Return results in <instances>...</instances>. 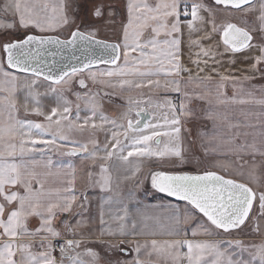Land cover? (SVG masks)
I'll return each instance as SVG.
<instances>
[{
    "label": "snow or ice",
    "instance_id": "obj_1",
    "mask_svg": "<svg viewBox=\"0 0 264 264\" xmlns=\"http://www.w3.org/2000/svg\"><path fill=\"white\" fill-rule=\"evenodd\" d=\"M213 0L211 6L200 2L189 4L187 0H157L155 5L149 4L147 0H128L127 23L123 26L122 43H107L95 39V33H84L77 28L70 33L68 39H61L59 36H37L26 35L23 39H15L11 42H4L0 50L4 53V60H0V93H7L0 97V105L10 108L15 107L13 93L15 82L18 77L14 72L30 73L32 76H43L45 80H52L60 84L65 77L75 76L85 70H89V78L96 81L97 77H119V86L130 88L152 87L163 88L180 94L183 99L179 104H173L170 99L165 100L163 107L168 108L163 123L148 121L141 124L140 119L133 121L131 118L132 104H139V101L129 100V110L125 114L127 127L120 125L122 131H113L111 137V151H106L105 158H111L119 154V158L128 160L129 157L137 156L151 159L153 157L163 162L183 164L185 157L181 148V117L187 119L195 113L190 105L195 101H206L210 105L213 100L217 104L235 103L226 97L224 89L231 83L234 90L243 91L242 85L256 79L258 73L264 78V0ZM247 6V7H245ZM214 8L222 11L240 10L246 12L258 11L257 21L251 29L239 27L234 23L227 22L219 27L215 24ZM13 11L18 17L20 28H34L40 33L55 32L57 29L69 23L66 14V5L63 0L59 3L53 0H9L4 11ZM208 14L207 23L211 24L210 31L204 30L199 39H193L194 32H200L205 24V17L201 13ZM93 15H103L100 7L95 8ZM0 27L14 28L15 25L8 23ZM150 30L151 35L144 39L145 32ZM185 30L188 34L189 49H196L189 53V64L181 62L182 45ZM217 33L219 39L215 44L205 47L201 41H212V34ZM255 33V35H254ZM163 37V39H161ZM222 45V51L219 50ZM49 46L57 49L61 55L65 51L70 53L66 59L80 61L79 64H66L59 75L50 74L51 69L47 62L41 66L39 53L49 49ZM102 49L97 55L95 49ZM79 50L80 55L76 54ZM258 52L254 57L252 52ZM132 53H136L135 56ZM230 53L233 57L241 54L242 57L251 59L247 74L236 77L231 74H221L218 65H221V57ZM54 55V54H53ZM123 56V66L118 62ZM194 57V58H193ZM131 61L133 67L129 66ZM6 63L7 69L4 67ZM113 65L114 68L106 71H91L98 64ZM45 68H49L46 72ZM141 68L143 70H141ZM12 69L13 72H9ZM187 74L186 76L184 74ZM165 77L163 84L159 79L152 77ZM203 74V75H201ZM142 77L146 80H131L126 77ZM103 83V79L101 80ZM34 83V82H33ZM81 87H86L85 80H79ZM214 85V88H213ZM109 86L116 85L109 82ZM239 86V87H238ZM55 91V89H53ZM260 93V98L248 92L250 100H240L239 103H254L264 109V87L254 88ZM77 99H80L79 95ZM94 99V98H92ZM92 99L86 100L92 108L91 115L83 123H79V106L77 113L72 117L70 102L59 97L57 107L51 109V114L45 115L46 124L31 122H15L11 120L0 126V264H85L81 259L82 255L91 257L90 264H100L98 253L91 248H85L83 252L78 251L85 244L84 234L76 238V229L86 227L85 221L77 219L75 226L69 225L67 219L60 223L72 236L69 238L63 235L55 225L54 220L60 213H71L73 204L77 197L75 194L60 196L59 192L72 193L74 178L67 181V186L57 190L55 198L51 192L44 190V182L37 174L32 172L25 162L15 163L9 160L19 154L21 157L39 151L44 152L48 146H62L60 142L67 141L68 136L65 130H82L89 125L96 116L97 105ZM160 107V105H157ZM143 109L136 112V117L141 116ZM36 114L41 115L39 108L35 109ZM264 115V113H262ZM55 117V119H53ZM207 118L215 121L216 117L211 110ZM101 124L91 122V128L103 127V124H116L103 115L100 116ZM67 122L65 124L64 122ZM75 121V122H74ZM260 125L259 139L251 142L245 141L235 145L234 141L239 138L240 133H234L227 141L232 145L229 151L237 157L250 156L264 157V120H258ZM55 131L53 132V126ZM248 127H256L249 124ZM229 127H240L239 124H229ZM27 129V131H22ZM37 130L33 138L32 130ZM130 133H132L130 135ZM123 135L125 141L122 143L119 137ZM247 136L248 133H243ZM19 137V143L15 141ZM27 137V139H25ZM161 137H167L168 143L163 149L159 148L162 143ZM215 138V137H214ZM37 145L45 147L37 148ZM155 145V147H154ZM87 152L86 144H73L71 151L66 155L74 156L80 152ZM127 155H123L124 153ZM51 160L47 166L51 165ZM255 167V164L252 165ZM139 170V169H137ZM102 182L101 190H110L111 177L103 175L108 173V168L101 167ZM151 187L160 193L174 197L177 200L185 201L188 208L183 215L179 211L173 214L170 235L179 237L190 231L192 236L199 234L200 230L209 232V226L215 230H222L229 233L245 225L247 221L254 224V231L260 230V221L264 220V191L256 192L246 183L234 179H226L213 171H206L203 174L187 175L175 174L165 171H153L149 173ZM39 188H33V181ZM23 188L24 193L11 191L16 186ZM135 198L134 192L127 194V200L131 202ZM85 199H87L85 197ZM258 204V216H250L253 206ZM83 207V204L79 205ZM122 213V214H120ZM199 214V215H198ZM136 213L130 211L128 204L121 202L119 213L111 215L110 224L105 220L104 210L101 209L99 218L100 228L95 230L98 234L99 243L103 244L110 253L117 251L127 255V249L122 248L125 238L134 235L137 229L135 220L130 217ZM30 217H37L39 226L29 230L27 222ZM195 220L191 229H181V224H187ZM113 224L115 227H113ZM131 228L132 231H129ZM89 229V234L92 233ZM62 243H59L60 240ZM29 241L25 243L24 241ZM39 240L38 252L33 251L32 241ZM57 241V243H54ZM148 249V245H135L136 257L131 261H120L115 264H154L151 257L155 254L157 259L164 257L170 259L172 264H181L186 260L187 264H264V244L254 245L255 251L251 254L252 259L233 260L227 255V250L233 247L232 244L222 245L207 241H194L191 239H176L165 244H158L156 240L151 241V250L147 251L149 259L141 258V248ZM236 248H242L240 242H236ZM59 249V259L53 254ZM186 248V253L180 249ZM205 256H211L210 261H205ZM109 264H112L110 261Z\"/></svg>",
    "mask_w": 264,
    "mask_h": 264
},
{
    "label": "rangeland",
    "instance_id": "obj_2",
    "mask_svg": "<svg viewBox=\"0 0 264 264\" xmlns=\"http://www.w3.org/2000/svg\"><path fill=\"white\" fill-rule=\"evenodd\" d=\"M66 1V14L68 16L69 23L59 29L55 32H47V33H40L34 28L29 29H23L19 28L13 31V33H0V45H2L4 42H11L15 39H23L28 34H33L37 36H43L42 34H48V36H59L61 39H68L70 37V33L72 31H75L77 28L80 29V31L84 33H95V39L108 42V43H122L123 41V26L127 23V7H117V2L114 0H63ZM122 1V0H118ZM154 3H157L156 0H153ZM194 1V0H189ZM195 1H209L204 2V4L211 6L212 0H195ZM100 7L102 9L103 15L101 17H95L93 15V12L95 8ZM258 9V7H257ZM2 10V9H1ZM213 11L215 12V24L217 27L220 25L231 22H236L240 27H246L248 29H251L254 25L258 23L257 16L258 11L255 12H246L243 11H222L218 8H214ZM10 10L8 11V13ZM3 17V16H2ZM9 18L6 22L12 23L14 25H18V17L13 15V12L6 16ZM15 19V22L14 21ZM13 19V21H12ZM151 35L150 30L145 32L144 39H147ZM255 35V33H254ZM220 50L222 51V45L220 47ZM258 52L253 51L252 56L254 57L257 55ZM133 56L136 55V53H132ZM236 58L233 57L230 53L224 54L223 57H221V65H218L220 68L221 74H231L236 77L243 76L247 74L248 67L250 63L252 62L250 58L248 57H242L241 54H237ZM3 58H5L3 53ZM184 58V59H183ZM182 63L188 65L189 67H192L191 64H189V57H182L181 60ZM121 66H123V56H121V60L118 62ZM129 66L133 67L131 61L129 62ZM115 66H100L97 68H93L91 71H106L114 68ZM141 70H143L141 68ZM187 75L186 73L184 74ZM203 75V74H201ZM85 80L86 87H81L79 84L80 79ZM127 79L135 80V78H140L142 80V77H126ZM32 80L36 81L34 78H31ZM103 79V83L101 80ZM121 78L119 77H103L100 78L97 77L96 81H93L91 78H89V70L86 72L78 73L75 76L68 77L66 79V82H64L62 85H58L55 88V91L53 93L58 96L54 97H62L70 102V106L72 108V117H75L77 113V105L79 106V116L80 121L79 123H83V121L88 118L91 115L92 108L90 104H86V100H90L92 98V103H95L97 105L96 108V116L93 118L92 121H90L89 125L84 126L82 130L80 129H73L72 131L65 130V134L68 136L67 141L65 142L72 148L73 144H86L87 145V152L81 153L83 155L82 159L86 160L87 168L86 172L83 174L81 179V187L82 192H80V202L83 203L84 207L86 205V209L83 211V214L86 212L85 216L87 217L92 215L93 209L95 208V200H92V198L89 199V202L84 204V199L88 194H93L94 197H97L101 193H105L108 190H101V182H102V173L100 171L101 167L108 168V173L103 175L110 176V166L111 164L119 158L118 155L112 156L110 159L105 158L106 157V151H111L112 145H111V137L113 131H122L120 129V125H124V127H127V119L125 118V114L128 113L129 110V100L133 101H139L140 103L132 104V112H131V118L133 121L136 119L145 120V123L148 121H152L153 123H163V120L166 116V114H169V110L166 107H163L165 104L166 99H170L173 104H179L180 97L178 93L172 92V91H166L163 88L156 89L154 86L152 87H143L140 89L137 88H130L125 86L124 88H121L119 86V80ZM152 79H159L161 84H163L162 81H164L165 77L163 74L158 77H152ZM109 82L111 84L116 85L115 87L109 86ZM257 84V87H264V78H261L259 74H256V79L252 80L250 83H246L242 85L244 90H252L250 87H254V84ZM239 87V86H238ZM27 93L31 91L32 96L27 97L25 95V90L23 88L24 94V110L27 111V108H30L29 111H31L33 114L29 116H25L24 118L27 119L25 122L32 123H41L46 124L47 121L45 120V115H49L47 113V110L43 109L45 106L43 103L42 96L46 93H49V88L42 87L41 84L33 83L26 85ZM226 97H232L234 96L236 90H234L233 86L228 84L226 88L224 89ZM60 93V94H59ZM79 95L80 99H77V96ZM246 95V100L249 99L248 92L244 93ZM35 98H38V103L35 101ZM31 103H29V102ZM203 102V101H201ZM201 102H195L193 103L196 108L199 107V110L196 111L197 114L193 115L189 119H187V122H185L184 117H181L182 125H181V148L183 155L185 157V162L183 164L176 163L173 165L170 162H163L158 158H143V157H129V158H139L140 160H143L144 163L147 164L146 167L147 172L142 173L139 181L138 186H136V192L140 194L141 197L147 196L149 199L153 198V201L157 200H173L156 190L152 189L151 187V181L149 173L153 171H165L169 173H175V174H203L206 171H213L216 172L225 178L234 179L236 181L246 183L250 185L254 191L260 192L264 191V157L256 156L254 159L250 156H244L243 158L233 156L234 153H230L228 156V150H224L221 147L214 146V151H207L203 149L201 146V141L205 137L203 133L207 131L209 128H214L218 130L220 135H225L226 132H229L233 127H229V124H234L232 121H224L222 118V115H224L220 111L218 115L215 114L216 120H210L206 117V105ZM239 103V102H238ZM241 104V103H239ZM39 108L40 112L43 113L41 115L36 114L35 107ZM157 105H160L158 107ZM247 114L249 113V116H252L254 112V109L252 108V104L250 103H244L241 104ZM140 109H143L141 112L140 117H136V112ZM103 115L104 117H107L110 121H115L116 124L113 125L111 123L103 124V127L92 129L91 128V122H95L96 124H101L102 121L100 120V116ZM148 117V119L144 118ZM55 119V117L53 118ZM75 122V121H74ZM67 124V122H64ZM53 132L55 131V125L53 126ZM132 133H130L131 135ZM222 136L218 137V139H221ZM27 139V137H25ZM119 139L122 141V143H128L125 141L124 136L121 135ZM162 143L159 145L160 149H163L165 144L168 143L167 137H161L160 138ZM19 141V140H18ZM200 142V143H199ZM61 143V142H60ZM200 144V145H199ZM62 145V143H61ZM40 147H45L43 145H40ZM155 147V145H154ZM232 147V146H231ZM64 148V149H67ZM62 152L63 149H61V146H48L45 147L44 152H39V154L45 155L44 157H49V155H52V153L56 152ZM62 154V153H61ZM123 155H127L125 152ZM214 155V156H213ZM231 156V157H230ZM89 162V163H88ZM255 164V167L252 165ZM110 188V184H109ZM90 197V196H89ZM175 201V200H173ZM183 205L184 209L187 211L188 208H190V205H187L186 202L180 201ZM83 210V209H82ZM77 211V210H76ZM258 204L254 203L253 206V212L250 213V216H258ZM65 215H58L56 217V228H59V223L61 219H64ZM70 219L69 225L75 226V221L79 218L78 213H73L69 217ZM34 222V223H33ZM39 219L37 217L32 219V225L30 226L32 230H34L36 227L39 226ZM254 224H250L247 221L245 222V225L241 226L238 229H234L231 232H229V237H231L230 244L233 245V247H230V249L227 250V255H231L233 260L236 259H243L245 261L252 259V253L255 251L254 245H261L264 244V229L259 230V232L254 231ZM260 227H264V220L260 221ZM80 230V229H79ZM78 228L76 229V238H80L82 230L79 231ZM221 231V230H220ZM224 236L223 231H221ZM63 235H67L69 238H71L72 234L68 233L66 229H63L62 232ZM221 235V234H220ZM219 235V236H220ZM260 238V241L257 243L255 238ZM225 238V237H220ZM33 242V251L38 252L41 249L39 248V240L32 241ZM63 240L61 239L59 243H62ZM236 242H240V244L243 246L242 248H236L235 244ZM54 243H57V241H54ZM90 245V248L98 253L99 260H101L100 264H109L111 261L112 264H115V261L119 259L120 261H129L131 262L137 255L134 249H132V245H124L121 244L122 248L127 249V255H125L123 252H115L110 253L107 248L102 244L100 247H96V244H101L99 242L93 243L88 242L81 246V249H78V251L83 252L86 248L85 245ZM88 248V247H87ZM149 249H147L148 251ZM151 250V249H150ZM187 251L186 248L180 249V251ZM146 253V251H145ZM57 259H59V249L53 253ZM142 259H149L147 257V254L145 256H141ZM211 257V256H210ZM205 256V261H210L212 258ZM81 258L84 260L85 264H90L91 257H88L86 255H82ZM160 264H172V261L170 259H166L164 257H161L159 260ZM181 264H187L186 260L182 261Z\"/></svg>",
    "mask_w": 264,
    "mask_h": 264
},
{
    "label": "crops",
    "instance_id": "obj_3",
    "mask_svg": "<svg viewBox=\"0 0 264 264\" xmlns=\"http://www.w3.org/2000/svg\"><path fill=\"white\" fill-rule=\"evenodd\" d=\"M117 2V7H124V3L126 4L125 7H127V3L128 0H122V1H118V0H114ZM9 2V0H0V25H6V22L9 18H7L6 16L10 15L13 11L10 10V12L8 13V11H4V7L5 5ZM53 2H57L59 3L60 0H53ZM66 4V1H63ZM147 2L149 4L155 5L156 3H154L153 0H147ZM157 2V0H156ZM187 2L189 4L193 3L194 1H189L187 0ZM195 2H200V3H204V2H209V1H195ZM213 3V0L210 1V3ZM256 6L259 7V3L257 0ZM247 7V6H245ZM2 9V10H1ZM230 11H239V10H230ZM240 12V11H239ZM243 12V11H241ZM202 15H204L205 17V24L202 27V30L200 32H194L192 34V38L193 39H199V37L203 34L204 30H208L210 31L211 29V24L207 23L208 21V14L207 13H201ZM13 15L16 16V14L13 12ZM3 16V17H2ZM12 19L13 22H15ZM234 24H236L237 26H239L236 22H234ZM240 27V26H239ZM19 24L15 25L14 28H6V27H0V33H13V31H15L16 29H19ZM21 29V28H20ZM47 35L48 34H42ZM212 41H208V40H202L201 43L205 46L208 47L211 44H215L218 39H219V35L217 33H213L212 34ZM161 39H163V37H161ZM184 43L182 45V53L183 56L182 57H189V53L190 51L194 52L196 49H189L188 47V34L187 31L185 30L184 33V37H183ZM220 50V49H219ZM122 56V55H121ZM194 58V57H193ZM184 59V58H183ZM0 60H4L3 58V52L2 50H0ZM4 67L7 69V65L6 63L4 64ZM97 68V67H95ZM9 72H13L12 69H8ZM87 70L83 71L86 72ZM14 74L18 77L17 81L15 82V91L13 93V99H14V103H15V107L14 108H10L6 105H0V126L6 125L9 122V113H11V120L13 123L15 122H25L24 117L25 116H29L32 115L33 113L30 110V108H27V111L24 110V97L22 94H24L23 88L25 90V95L27 97L32 96L31 91L29 93H27L26 85L29 84H33L34 83H38L41 84L42 87L49 88V93L43 95L41 99H43V104L45 105L43 107V109L47 110V113L51 114V109L53 107H57V100L59 97H54V96H58L57 94L55 95L53 93V89H55L54 87H57L58 85H62L64 82H66V79L68 77L65 78L64 81H61L60 84H54L52 82L46 81L45 79H42L40 77H36V76H32L30 74H25V73H19V72H14ZM31 78H34L36 81L32 80ZM147 78H142V80H146ZM135 80H140V78H135ZM164 82V81H162ZM230 85H232L231 83H229ZM254 87H250L252 88V90L248 91V90H244L243 91H239L236 90L234 96L232 97H227L230 101L231 100H235V103H228V104H217L215 102V100H213V103L210 105L208 102L206 101H195V102H201L203 104L206 105L205 110H206V117H207V113L209 112V110H211L212 114L215 116L218 115L220 113V111H223L222 113L224 115H222V118L224 119V121H232L234 124H239L240 127L235 128L233 127L229 132H226L225 135H220L219 131L215 129V127L212 128H208L207 131L204 134V138L201 141V146L203 147V149L207 150V151H214V146L217 147H221L224 150H228V156L230 155V153H233L231 151H229V148L232 145H229L227 143H223L222 141H227L230 138L233 137L234 133H240L241 135L239 136L238 139H236L234 141L235 145H240L242 143H244L245 141L251 142L253 139H259V133H260V125L258 123V120H264V115H262V113H264V109H262L259 105H256L254 103H250L252 104V108L254 109V112L252 116H249V113L247 114V112L245 111L244 107L239 104L238 102L240 100H246V95H244V93L246 92H252L253 96H255L256 98H260V93L258 91H254V88H260L257 87L258 85L255 83ZM262 87V86H261ZM214 88V85H213ZM60 94V93H59ZM7 93H0V97H4L6 96ZM63 97V96H62ZM179 97L181 98L180 100L183 99V97L181 95H179ZM251 97H249L250 100ZM35 101L38 103V98H35ZM29 102V101H28ZM193 102V103H195ZM30 103V102H29ZM191 104L190 107L196 111L199 110V107L196 108L194 106V104ZM31 104V103H30ZM26 106V105H25ZM33 107H35L37 109L36 106L32 105ZM194 110V113L198 115V113H196V111ZM194 114V115H195ZM185 119V118H184ZM189 119V118H188ZM208 119V118H207ZM32 123V121H30ZM249 124H255L256 127H248L247 125ZM22 131H27V129H23ZM37 130L33 129V138H37L35 136ZM243 133H248L247 136H244ZM222 136L221 139H218V137ZM215 137V138H214ZM19 137L17 138V140L15 141L17 144L19 143ZM62 146L61 149H63V151L60 153L56 152V153H52V155H49V157H44L45 155H40L38 151L30 153L28 155H25L23 157H21L19 154H17L16 157L14 158H9V160H11L12 162L15 163H20V162H25L27 164V167L34 172L35 174L38 175V177L44 182V190L46 192H51L53 195V198H55L56 194H57V190H62L65 186H67V181L70 179L74 178V185L72 187V193H65L63 191L59 192L60 196H67L70 194H75V196L77 197L75 203L73 204L72 207V211L71 213H60L58 215H65L66 217L64 219H61L60 222L62 220L67 219L68 223L70 222V219L67 218L70 215H72L73 213L75 214L76 212L78 213L79 219H82L83 221H85L86 223V227L83 228H78V230H82L83 234H84V238H85V243L88 242H99L98 240V234L96 233L95 230L100 228V223H99V218L101 215V209L103 208L104 210V216H105V220H107L110 224L112 223L110 216L111 215H115L117 213H119V210L121 208V202L123 203H127L128 207L130 209V211L136 213V215L131 216L130 219L131 220H135L136 224H137V229L134 235H130L127 236L125 238L126 242L123 243L124 245H129V246H133L132 249L135 248L136 244H140V245H148V251H150L151 249V241L152 240H156L158 244H165L167 242H172L176 239H191L194 241H207L210 243H220L222 245H226V244H230L231 241V237H229L230 233H224L226 234V236H224L222 233H220V230H215L212 229L209 226V232L205 233L203 230L199 231V234L196 236H192L191 232L189 231L187 233V235H184L183 232L182 234L177 237L175 235H170V231H171V223H172V217L175 211H179V213L181 215L185 214L187 211L184 209L183 205L181 204L180 201H171V200H157V201H153L151 199H149V197L147 198V196H143L141 197L140 194H138L136 192V186H138V181L142 175V173H146L147 166L146 163H144L143 160H140L139 158H128V160H123V159H117L115 160L111 166H110V177H111V181H110V190H108L105 193H101L99 194L97 197H94L93 194H88V196H86L87 199H84V204H86L87 202H89V199L92 198V200H95V208L93 209L92 215L87 217H84L86 212L83 214V211L86 209V205L84 207H79V205L83 204L82 202H80V192H82V189H80L81 187V179L83 174L86 172V168H87V162L86 160L82 159L83 155H81L82 152H80L77 155L74 156H69L66 155L67 152L71 151L69 145H67L65 142H61ZM200 143V142H199ZM200 145V144H199ZM37 148H40V145L36 146ZM67 148V149H64ZM62 153V154H61ZM214 156V155H213ZM233 156H236L235 154H233ZM231 157V156H230ZM237 157V156H236ZM51 160V165L47 166L48 161ZM89 163V162H88ZM139 169V170H137ZM230 179V178H228ZM239 182V181H238ZM242 183V182H241ZM249 187H251L250 185H248ZM33 188L37 189L39 188V185L35 182V180L33 181ZM252 188V187H251ZM11 191H19L20 194L24 193V190L22 187H20L19 185L16 186V188L11 189ZM129 192H134L135 193V198L129 202L127 200V194ZM90 196V197H89ZM83 209V210H82ZM77 210V211H76ZM122 214V213H120ZM57 215V216H58ZM199 215V214H198ZM35 217H30L28 219L27 222V227L29 228V230L31 229V225H32V219ZM56 219L54 220V225L56 227V223H55ZM34 223V222H33ZM193 224H195V220L189 221L187 224H181L180 227L181 229H191L193 227ZM113 227H115V225L113 224ZM37 228V227H36ZM261 229H264V227H260ZM59 231L63 232V226L61 225V223H59V228H57ZM89 229H92V233L89 234ZM80 230L78 232H80ZM129 231H132L131 228H129ZM259 232V231H258ZM221 234V235H220ZM220 235V236H219ZM220 237H225L220 238ZM254 240H256V242L260 241V238H255ZM25 243H28L29 241H24ZM257 242V243H258ZM33 243V242H31ZM102 246V244H96V247H100ZM85 247L90 248V245H85ZM230 249V248H228ZM145 251L147 252V250H145L143 247L141 248V256H145ZM187 251H181V253H186ZM210 257V256H207ZM142 258V257H141ZM212 258V257H210ZM82 259V258H81ZM151 260L154 262V264H160L159 263V259H157L156 255L154 254L151 257ZM206 260V258H205ZM245 261V260H244ZM101 262V260H100Z\"/></svg>",
    "mask_w": 264,
    "mask_h": 264
},
{
    "label": "water",
    "instance_id": "obj_4",
    "mask_svg": "<svg viewBox=\"0 0 264 264\" xmlns=\"http://www.w3.org/2000/svg\"><path fill=\"white\" fill-rule=\"evenodd\" d=\"M49 48H50V50L49 49H45V50H42L39 53V59L41 61V66H43V63L44 62H47V64L49 65V68L51 69L50 74H52V75H59L61 73V71L64 70V66L66 64H79L80 63V61H74V60H71L70 61L69 59H66V57H69L70 56V53H68L67 51H65L64 54L61 55L60 52L57 49H55L54 47L49 46ZM101 51H102V49H99V48L95 49V52L97 53V55H99V53ZM76 54L78 56L80 55L79 50L76 51ZM99 66H113V65H107V64L101 63V64H98V65H95L93 68L99 67ZM49 68H45V71L48 72L49 71ZM25 74H30V73H25ZM39 77L42 78V79H44L43 76H39ZM46 81L55 83L52 80H46ZM145 119H148V117H146ZM183 174H187V175H198V174H188V173H183ZM161 194L167 196V194H165V193H161ZM167 197H169L171 199H174V200H177L174 197H170V196H167ZM178 201H180V200H178Z\"/></svg>",
    "mask_w": 264,
    "mask_h": 264
},
{
    "label": "flooded vegetation",
    "instance_id": "obj_5",
    "mask_svg": "<svg viewBox=\"0 0 264 264\" xmlns=\"http://www.w3.org/2000/svg\"><path fill=\"white\" fill-rule=\"evenodd\" d=\"M144 118H145V116H144ZM144 123H145V120H142V121H141V124H144Z\"/></svg>",
    "mask_w": 264,
    "mask_h": 264
},
{
    "label": "bare ground",
    "instance_id": "obj_6",
    "mask_svg": "<svg viewBox=\"0 0 264 264\" xmlns=\"http://www.w3.org/2000/svg\"><path fill=\"white\" fill-rule=\"evenodd\" d=\"M55 84V83H54Z\"/></svg>",
    "mask_w": 264,
    "mask_h": 264
}]
</instances>
